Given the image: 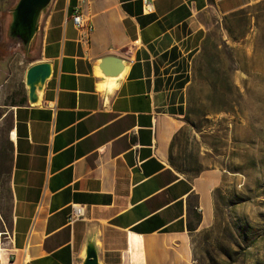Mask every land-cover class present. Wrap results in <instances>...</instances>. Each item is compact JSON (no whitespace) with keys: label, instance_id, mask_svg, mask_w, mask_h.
<instances>
[{"label":"crops","instance_id":"crops-1","mask_svg":"<svg viewBox=\"0 0 264 264\" xmlns=\"http://www.w3.org/2000/svg\"><path fill=\"white\" fill-rule=\"evenodd\" d=\"M259 1L51 0L28 49L29 66L49 62L52 74L37 105L11 112L0 264H80L91 229L103 264H191L189 233L209 221L222 180L170 163L191 62L214 21ZM104 55L128 63L109 90L95 68ZM72 205L84 216L70 223Z\"/></svg>","mask_w":264,"mask_h":264},{"label":"rangeland","instance_id":"rangeland-1","mask_svg":"<svg viewBox=\"0 0 264 264\" xmlns=\"http://www.w3.org/2000/svg\"><path fill=\"white\" fill-rule=\"evenodd\" d=\"M18 1L0 0V234L10 209L11 112L27 100L25 73L33 59L10 35ZM211 66L235 86L230 112L215 113L222 102L221 92L209 88ZM190 90L193 102L186 105L170 157L187 177L209 170L222 175L209 221L189 233L191 264H264V0L209 27L191 62ZM1 240L3 247V235Z\"/></svg>","mask_w":264,"mask_h":264},{"label":"water","instance_id":"water-1","mask_svg":"<svg viewBox=\"0 0 264 264\" xmlns=\"http://www.w3.org/2000/svg\"><path fill=\"white\" fill-rule=\"evenodd\" d=\"M51 0H19L14 11L10 26V35L23 46L29 47L37 29V19ZM127 61L117 55H104L96 61V71L102 80L105 90L116 87L127 70ZM52 74L49 62L35 63L25 73V88L30 106L40 102L45 84ZM80 264H103L99 254V240L94 229L89 231L85 241Z\"/></svg>","mask_w":264,"mask_h":264},{"label":"trees","instance_id":"trees-1","mask_svg":"<svg viewBox=\"0 0 264 264\" xmlns=\"http://www.w3.org/2000/svg\"><path fill=\"white\" fill-rule=\"evenodd\" d=\"M208 73L211 77V81L209 83L210 90L213 92V94L219 91L221 92V102H222L221 107L218 110H216L215 113L222 111L230 112L231 111L230 106L234 103L233 93L235 92V86L233 82L231 81L227 73L221 71L220 69H215L212 66L209 67ZM192 102H193V96H192V90H190L189 93L187 94V105L188 103L191 104ZM170 163L173 166V168H175L178 172H181L174 166L171 157H170ZM189 230L191 231L193 229L189 227ZM255 241L256 240L252 241V244H254Z\"/></svg>","mask_w":264,"mask_h":264},{"label":"built area","instance_id":"built-area-1","mask_svg":"<svg viewBox=\"0 0 264 264\" xmlns=\"http://www.w3.org/2000/svg\"><path fill=\"white\" fill-rule=\"evenodd\" d=\"M144 2H145L146 10H149L150 3H148L147 0H144ZM72 22H73L74 26L81 31V39L82 40L87 39L93 31L92 25L89 23V21H87L83 17V15L80 13V11L78 9H76L74 14L72 15ZM83 216H84L83 208L79 205H72L70 213H69L68 221L70 223H73V222L83 218ZM2 245L3 244H2V240H1V236H0V259H1L2 251H3Z\"/></svg>","mask_w":264,"mask_h":264},{"label":"bare ground","instance_id":"bare-ground-1","mask_svg":"<svg viewBox=\"0 0 264 264\" xmlns=\"http://www.w3.org/2000/svg\"><path fill=\"white\" fill-rule=\"evenodd\" d=\"M0 236H2V234H0Z\"/></svg>","mask_w":264,"mask_h":264}]
</instances>
